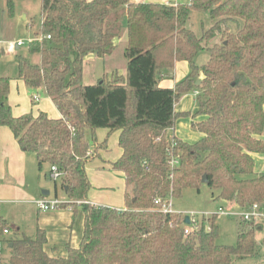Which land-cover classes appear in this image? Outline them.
<instances>
[{
  "label": "trees",
  "instance_id": "1",
  "mask_svg": "<svg viewBox=\"0 0 264 264\" xmlns=\"http://www.w3.org/2000/svg\"><path fill=\"white\" fill-rule=\"evenodd\" d=\"M13 2L8 0L10 14ZM195 10L207 11L213 21L200 35L187 25ZM41 13L42 38L28 46L41 60L18 54L19 76L30 88L43 87L61 116H15L8 104L11 78L0 77V130L10 127L21 148L36 153L40 167L55 164L63 172L69 202L59 207L82 210L83 233L79 246L52 255L44 229L35 236H7L10 224L0 216V257L2 245L10 252L0 264H235L254 257L260 222L243 221L235 245L219 244L214 217L208 219L210 229L203 220L186 234L180 215L157 210L155 200L199 189L207 175L219 199L241 208L264 203V173L255 172L252 156L264 152V0H190L177 6L41 0ZM124 16L127 73L84 84L86 57L114 50ZM204 50L209 60L199 66L195 58ZM180 60L189 63V74L173 88L160 86L162 73ZM192 90L199 92L198 114L204 116L192 126L204 136L195 143L169 139L168 129L190 115L176 111L175 103ZM98 128L121 131L123 153L112 167L132 187L125 209L86 202L92 187L86 165L105 145L93 148L89 142V134L96 141ZM172 156L179 160L175 166Z\"/></svg>",
  "mask_w": 264,
  "mask_h": 264
},
{
  "label": "rangeland",
  "instance_id": "2",
  "mask_svg": "<svg viewBox=\"0 0 264 264\" xmlns=\"http://www.w3.org/2000/svg\"><path fill=\"white\" fill-rule=\"evenodd\" d=\"M134 1V0H132ZM155 2H175L186 3L188 0H148ZM8 0H0V77L11 78V90L13 93L12 98L8 100V104L11 106V99L17 100L19 96H24L27 100H32L36 105L37 101L34 98L35 94H39L41 97L45 89H33L30 88L26 82L19 76L18 67V54L28 57L32 62L39 63L41 56L39 53H30L28 46L34 39L42 38V34L39 33L42 13H41V0H14L13 13H9ZM213 24L210 14L207 11H193L187 25L192 28L198 35L203 31V28H208ZM232 30H236L235 25L231 26ZM219 39V38H218ZM217 39V40H218ZM23 44H19V41ZM128 43L127 36V18L123 17V30L121 36L115 42L114 51L111 54H107L105 59H96L98 71L109 70L111 72L110 65H113L114 69L124 70L126 68L127 58L125 55V48ZM209 60V52L204 50L197 54L195 63L202 66ZM94 63H90L87 69ZM94 66V65H93ZM91 66V68L93 67ZM190 67V65H189ZM91 74L84 75V84H94L98 79H91ZM88 81V82H87ZM194 92V90H192ZM46 95V94H45ZM15 97V98H14ZM42 99V98H41ZM30 114V113H25ZM185 120H188L185 118ZM173 137V132H168V138ZM91 146H95V142L88 135ZM27 157L24 160L26 166V187L24 189L30 194L31 197L36 199H53L59 198L62 201L67 200L66 191L63 187V179L59 178L55 180L51 176V168L49 163L39 166L38 157L35 152L27 151ZM96 158H94L95 160ZM97 160V159H96ZM88 164V163H87ZM93 165V164H92ZM94 169L100 170V167ZM124 181V176H122ZM104 180H98V183H102ZM95 183L97 181L95 180ZM94 183V184H95ZM1 184V183H0ZM2 184L3 180H2ZM94 184L93 187L95 186ZM123 182L120 187L114 190V196L121 195L124 192ZM96 186H98L96 184ZM49 190V195H44L43 191ZM117 193V194H116ZM219 190L209 186L207 183H202L199 189L188 188L184 190L183 194L179 198H174V207L181 211H213L216 212L220 206L225 210L231 209L232 211L240 212L242 208L238 205H231L226 201L219 199ZM35 199V200H36ZM68 207V206H67ZM72 209L74 207L69 206ZM59 208V207H58ZM57 209V208H56ZM51 209L49 211H55ZM38 210L37 205L31 202L22 203L18 201H0V216H3L10 224L11 232L7 233V236H11L17 232V227L22 226L27 234L34 236L35 234V216L34 211ZM81 210V209H80ZM36 217V216H35ZM214 220L219 228V237L217 242L224 245H235L237 243V237L239 230L244 226L243 219L240 216H227L224 214L214 215ZM212 218V217H211ZM206 225L210 223L206 219ZM261 226L256 230V246L257 254L251 258H245L237 260L235 264H264V220L260 221ZM2 245V244H1ZM2 255L0 261L8 262L10 257L9 250H5V246L2 245ZM66 251H61L60 255H64Z\"/></svg>",
  "mask_w": 264,
  "mask_h": 264
},
{
  "label": "crops",
  "instance_id": "3",
  "mask_svg": "<svg viewBox=\"0 0 264 264\" xmlns=\"http://www.w3.org/2000/svg\"><path fill=\"white\" fill-rule=\"evenodd\" d=\"M134 1H148V0H134ZM167 2V1H166ZM163 2V3H166ZM128 36V30H127ZM19 47V46H18ZM127 47V46H126ZM126 50V48H125ZM114 51V50H113ZM112 51V52H113ZM111 52V53H112ZM110 53V54H111ZM126 55V53H125ZM99 57L96 54H89L86 57L84 66V75L91 74V79H101L106 74H112L118 71L120 74L125 75L127 73V63L124 70L114 69L113 65H110L111 72L109 70L98 71L96 59H105ZM127 58V57H126ZM94 63L90 69H87L90 63ZM190 72L189 63L185 60L176 61L175 66L169 72L162 73L160 79V86L162 87H175L176 84L185 78ZM25 81V80H24ZM84 81V77H83ZM88 82V81H87ZM42 89V88H40ZM196 91V90H194ZM46 92L42 93L41 97L39 94V100H36V105L33 104L32 100H27L24 96H19L17 100L11 99V109L15 116L24 115L25 113H31L37 115L39 111H46L52 117H60V111L53 103L51 97L47 96ZM13 93L10 86V93L8 100L12 98ZM197 96L193 91L184 94L176 103L175 109L178 112H188L190 115L180 117L173 128L168 129L173 132V136L195 143L200 140L204 134L193 128V121H199L204 119V116L198 114L199 106ZM15 98V97H14ZM42 98V99H41ZM188 119V120H185ZM120 130L110 131L108 128H98L96 130V141L95 143H103L105 145L99 148L94 154V157L86 165L87 173L91 181V189L88 194V202L94 205H105L118 209L126 208L125 194H132V187H127L125 174L123 171L116 170L112 167V163L115 162L123 153L122 148L119 145ZM93 147V146H92ZM95 147V146H94ZM27 151L23 150L19 145L18 140L15 138L12 130L8 126L1 127L0 130V201H20L22 203L31 202L33 204L35 199L31 197L24 187H26V166L24 160L27 157ZM252 156L255 160L254 170L256 173H264V152H253ZM94 158H96L94 160ZM93 164V165H92ZM100 167V170L94 169ZM124 176V181L122 179ZM104 180L102 183H98V180ZM2 180L3 183L2 184ZM95 180L97 183H95ZM125 183L124 192L121 195L114 196V190L120 185ZM95 183V184H94ZM94 184L95 186L93 187ZM96 184L98 186H96ZM44 194V193H43ZM50 194V193H49ZM48 194V195H49ZM46 195V194H44ZM231 205L234 203L227 202ZM38 208V207H37ZM35 216V234L39 228L44 229L47 233V244L46 249L52 255H60V252L66 251L68 246L77 247L80 245L83 233L84 225V214L82 210L72 209L71 207H59L55 211H34ZM17 230L20 232L26 231L22 226H18ZM11 232V228H10ZM29 235V234H27ZM31 236V235H29ZM64 254V255H65Z\"/></svg>",
  "mask_w": 264,
  "mask_h": 264
},
{
  "label": "built area",
  "instance_id": "4",
  "mask_svg": "<svg viewBox=\"0 0 264 264\" xmlns=\"http://www.w3.org/2000/svg\"><path fill=\"white\" fill-rule=\"evenodd\" d=\"M190 1V0H188ZM168 5H172L170 2H166ZM179 2H175L174 5H178ZM50 37V36H48ZM41 39V38H38ZM18 44H23V42L20 40ZM196 95H198V90L194 91ZM35 100H39L38 95H34ZM179 163V160L172 156L170 159V165L175 166ZM51 176L57 180L59 178L63 177V172L59 170L57 165H51ZM64 202H69V200L62 201L59 198H53V199H36L34 203L37 205V207L42 211H48L51 209H56L60 206V204ZM83 201L77 200L76 203H82ZM88 202V201H86ZM156 209L163 212V213H172V214H178L181 217V220L184 224V231L186 234H189L191 231L195 229L201 228V224L203 220H208L210 217H213L214 215L224 214L227 216H240L243 221L247 222H260L264 220V203L261 202H255L248 207L242 208V211L236 212L232 211L231 209L225 210L222 206L218 208L216 212L213 211H205V212H198V211H181L177 210L174 207V198L170 197L169 199L163 201L160 198H157L155 200ZM188 215L190 217V223H185V217ZM208 229H210V225L207 226ZM6 233H8V230H5Z\"/></svg>",
  "mask_w": 264,
  "mask_h": 264
},
{
  "label": "water",
  "instance_id": "5",
  "mask_svg": "<svg viewBox=\"0 0 264 264\" xmlns=\"http://www.w3.org/2000/svg\"><path fill=\"white\" fill-rule=\"evenodd\" d=\"M17 46H19V44ZM197 84H200V80L197 81ZM202 183H207L208 184L207 175H204L203 176ZM66 189H67V187H66ZM43 193L46 194V195H48L50 193V191L49 190H44ZM184 221H185V223L189 224L190 223V217L188 215H186Z\"/></svg>",
  "mask_w": 264,
  "mask_h": 264
}]
</instances>
